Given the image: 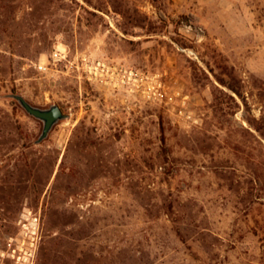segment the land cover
I'll return each instance as SVG.
<instances>
[{"label":"rangeland","instance_id":"374dc122","mask_svg":"<svg viewBox=\"0 0 264 264\" xmlns=\"http://www.w3.org/2000/svg\"><path fill=\"white\" fill-rule=\"evenodd\" d=\"M0 264H264V0H0Z\"/></svg>","mask_w":264,"mask_h":264},{"label":"water","instance_id":"95a60500","mask_svg":"<svg viewBox=\"0 0 264 264\" xmlns=\"http://www.w3.org/2000/svg\"><path fill=\"white\" fill-rule=\"evenodd\" d=\"M12 96L19 101L29 114L43 121L44 126L40 137L41 139L48 135L49 131L56 122L67 117V114L63 112L62 108L58 104H53L48 108H40L32 105L21 94H13Z\"/></svg>","mask_w":264,"mask_h":264}]
</instances>
